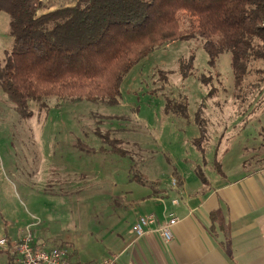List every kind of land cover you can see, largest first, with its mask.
Instances as JSON below:
<instances>
[{"label": "rangeland", "instance_id": "obj_1", "mask_svg": "<svg viewBox=\"0 0 264 264\" xmlns=\"http://www.w3.org/2000/svg\"><path fill=\"white\" fill-rule=\"evenodd\" d=\"M76 2L43 0L41 12ZM179 16L189 37L157 48L133 67L117 106L54 96L30 101L33 116L25 119L0 85V238L20 241L31 233L39 246L68 244L74 257L96 261L115 214L138 198L141 182L166 189L179 172L199 179L195 169L205 160L213 165L216 149L237 157L244 146L247 169L264 166V60L250 59L237 83L232 52L211 67L197 34L198 16ZM214 40L224 42L221 35ZM13 45L10 16L0 12L3 65ZM169 101L187 102L189 117L168 112ZM198 111L207 130L205 156L194 143L202 136ZM103 137L127 156L115 154ZM5 258L0 248L1 262Z\"/></svg>", "mask_w": 264, "mask_h": 264}, {"label": "trees", "instance_id": "obj_2", "mask_svg": "<svg viewBox=\"0 0 264 264\" xmlns=\"http://www.w3.org/2000/svg\"><path fill=\"white\" fill-rule=\"evenodd\" d=\"M44 7L43 0H0L14 40L5 64L0 60V85L25 119L33 116L30 101L54 96L119 105L133 67L157 48L189 37L179 19L184 11L198 16L197 34L211 67L225 51L232 52L237 83L244 80L250 59L264 60V0H77L41 12ZM217 35L223 43L214 40ZM167 111L189 117L187 102L169 101ZM196 122L202 136L194 143L205 156L207 130L200 111ZM102 139L115 154L127 156ZM215 169L223 174L218 161ZM197 174L207 180L201 169Z\"/></svg>", "mask_w": 264, "mask_h": 264}, {"label": "crops", "instance_id": "obj_3", "mask_svg": "<svg viewBox=\"0 0 264 264\" xmlns=\"http://www.w3.org/2000/svg\"><path fill=\"white\" fill-rule=\"evenodd\" d=\"M243 149H238L237 157L216 149L215 161L223 174L215 169V161L211 165L205 160L204 167L195 172L204 171L206 181L198 174L199 179L187 180L179 172L166 189L160 182L152 183L151 189L147 180L141 182L138 198L126 200L106 230L103 254L93 256V261L72 253L74 264H100L114 258L116 264H264V166L247 169ZM213 167L207 175L206 170ZM174 199L180 203L174 205ZM148 213L156 221L147 227L145 236L138 237L134 231L137 217ZM171 214L178 216L179 223L167 243L158 230ZM1 261L18 264L6 258Z\"/></svg>", "mask_w": 264, "mask_h": 264}, {"label": "built area", "instance_id": "obj_4", "mask_svg": "<svg viewBox=\"0 0 264 264\" xmlns=\"http://www.w3.org/2000/svg\"><path fill=\"white\" fill-rule=\"evenodd\" d=\"M176 180L173 185L176 186ZM174 205L180 203L179 199L173 200ZM134 231L139 237L145 236L146 229L154 224L156 217L153 213L140 214L137 217ZM179 223V218L171 214L166 223L159 228L158 232L163 240L170 243L173 240V228ZM0 248L7 250L9 261L18 264H74L72 251L68 247L39 246L34 242L31 233L24 236L20 241L11 242L8 237L0 238ZM12 259V260H11ZM100 264H116V258L104 261Z\"/></svg>", "mask_w": 264, "mask_h": 264}]
</instances>
